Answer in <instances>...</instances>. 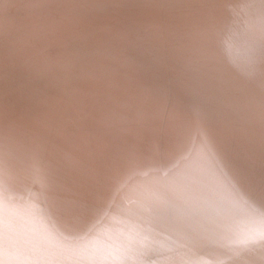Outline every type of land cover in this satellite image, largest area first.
<instances>
[{
  "label": "bare ground",
  "instance_id": "obj_1",
  "mask_svg": "<svg viewBox=\"0 0 264 264\" xmlns=\"http://www.w3.org/2000/svg\"><path fill=\"white\" fill-rule=\"evenodd\" d=\"M0 264H264V0H0Z\"/></svg>",
  "mask_w": 264,
  "mask_h": 264
}]
</instances>
